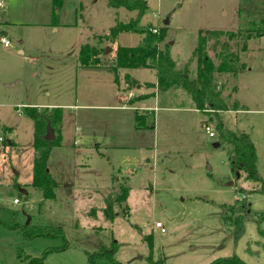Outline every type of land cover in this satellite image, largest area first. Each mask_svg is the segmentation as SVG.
<instances>
[{"label":"rangeland","instance_id":"obj_1","mask_svg":"<svg viewBox=\"0 0 264 264\" xmlns=\"http://www.w3.org/2000/svg\"><path fill=\"white\" fill-rule=\"evenodd\" d=\"M145 1L140 24L165 29L160 48L168 47L175 67L186 71L191 81L196 79L198 62L192 53L200 32H235L248 28L257 19L256 11L264 13V0ZM134 17L135 12L109 8L106 0H63L58 8L53 0H0V36L6 33L10 41L8 49L0 45V264H26L17 260L19 247L27 255L41 253L95 229L106 246L112 240L118 244L114 259L119 264H149L150 254L159 264H210L233 254L244 264L264 263V241L256 223L248 219L234 245L229 226L219 217L221 205H247L251 217L264 215V195L254 191L255 184L242 172L232 174L227 146H213L218 143L213 122L208 123L215 133L210 138L202 128L207 118L167 113V91L156 94V104L149 94L143 103H131L132 111L114 108L122 105L124 90L130 89V98L154 92L142 83L156 80L154 70H119L115 75L109 69L116 48L136 46L138 35L122 33L113 42L95 37ZM244 40L230 42L243 70L236 78L217 75L216 84L228 108L224 121L233 129L250 131L256 168L264 181V35L247 40L242 52ZM83 44L98 46L99 67H79ZM204 48L216 66L219 46L207 39ZM125 73L140 88L126 89ZM174 92L175 105L188 108L193 103L185 92ZM234 101L240 110H232ZM29 104L61 109L60 145L52 148L47 161L58 187L54 199L41 206V193L31 186L34 130L23 113ZM124 104L130 106L126 100ZM141 105L154 111L153 129L134 127V110ZM122 181L129 188L128 215L106 222L102 196L117 192ZM91 208L97 209L95 217L88 216ZM28 217L59 224L65 241H25L19 229L10 227L26 225ZM45 263L90 264L83 250L69 248L47 253ZM97 264L110 262L98 259Z\"/></svg>","mask_w":264,"mask_h":264},{"label":"trees","instance_id":"obj_2","mask_svg":"<svg viewBox=\"0 0 264 264\" xmlns=\"http://www.w3.org/2000/svg\"><path fill=\"white\" fill-rule=\"evenodd\" d=\"M63 0H53L55 8L60 7ZM109 8H123L135 12V17L127 23H118L109 30L107 34L95 36L99 42H113L119 34L132 33L139 36L140 40L134 47H117L115 56L109 69L115 73L119 70L133 69H152L156 73L157 92H166L170 90H181L189 95L198 114L207 118L203 119L202 124L213 122L217 134L219 146H227L226 155L229 168L233 175L242 172L245 179L255 184L254 191L264 195V181L258 174L256 163V149L251 138L250 131L233 129L224 121L222 114L228 111L226 99L222 97L221 91L216 84V76L229 74L236 76L243 70L239 64V56L230 49V42L240 37H245L241 51L246 49V41L252 38H259L264 35V13L256 11L257 16L250 23L248 28L238 29L235 32L205 31L199 33L198 44L192 53L193 58H197L198 67L196 79H188L184 70L175 67L171 59L168 47L160 48L165 36V29H156L150 25H141L140 20L146 10L145 0H106ZM156 29V33L152 30ZM207 39H214L215 45L219 46L217 52L218 64L215 66L205 52L204 45ZM100 49L96 45L83 44L78 52L77 62L79 67L92 68L100 66ZM123 80L127 88L137 85V82L128 74H124ZM236 91V86L234 92ZM138 96L133 100L143 98ZM232 110L238 111L239 106L234 101ZM23 113L33 122V142L35 157L32 166L31 186L40 191L42 200L40 206L53 200L55 189L58 187L57 181L51 176L47 161L53 147L59 146L61 141V109L60 108H24ZM47 125L54 132V139L46 141L44 139ZM209 125V124H208ZM154 112L146 111L136 112L134 116V127L136 129H153ZM108 191L103 194V207L101 209L102 217L106 222L111 223L116 216L125 217L128 215L126 199L129 188L126 184L119 183L117 192ZM96 208H91L88 216L95 217ZM220 219L229 226L234 245L240 240L244 233V224L248 219H252L256 225L259 236L264 241V215L251 217L247 205H221L219 211ZM74 228L77 227V221L74 222ZM10 229L20 230L25 241L36 237L60 238L65 241L62 227L51 221H37L30 218L28 224L23 226H12ZM149 249L152 248L151 237L144 238ZM83 250L90 264H97L98 259H106L110 264H119L114 259L118 244L111 241L106 246L99 236L98 229L82 239H76L71 242H64L59 248L53 250H44L41 253L32 252L25 254L22 247L17 248L16 257L18 261L26 264H47L45 257L52 251H62L65 249ZM149 264H159L152 261L151 254L148 257ZM164 262L162 261V263ZM210 264H244L236 255L228 258L217 259ZM264 264V263H263Z\"/></svg>","mask_w":264,"mask_h":264},{"label":"crops","instance_id":"obj_3","mask_svg":"<svg viewBox=\"0 0 264 264\" xmlns=\"http://www.w3.org/2000/svg\"><path fill=\"white\" fill-rule=\"evenodd\" d=\"M52 30L54 31L55 30V28L53 27L52 28ZM3 37H5V38H7L8 40H9V38H8V36H7V34L5 33V34H3ZM1 45V44H0ZM4 49H8L9 47H10V45H9V47H4L3 45H1ZM19 53V52H18ZM125 74H127V73H125ZM129 75V74H128ZM124 76V75H123ZM130 76V75H129ZM131 77V76H130ZM132 78V77H131ZM134 79V78H133ZM135 80V79H134ZM136 82H137V89L138 88H140V86L141 85H139L138 84V81L137 80H135ZM143 84H144V87H152L153 88V90H154V92L153 93H150V92H147V91H144V92H141V94H139L138 96H144L143 98H140V99H137V100H140V101H142V103L144 102V101H146L144 98H146L149 94H153V96H154V102H155V104L156 103H158V102H160V96H158V95H156L158 92H157V90H156V80L155 81H153V82H142ZM126 89H128V88H126ZM130 89H128V93H127V91H125L124 90V95L122 96V99H121V97L120 96H118V97H120V99H121V103H122V105L120 106V107H114V108H119V109H121V110H127V111H132L133 109H134V106H131L130 104L131 103H133L135 100H133V99H135L134 97H129L128 96V94L129 93H131V91H129ZM167 93H170V94H168L169 96H167V105H166V108L165 109H167V113H194V114H196V115H199L198 114V112L196 111V109L194 108V104L192 103V104H189L188 105V108H184L183 106H182V104L181 105H175L174 104V99L177 97V95H176V93L174 92V90H170V91H167ZM111 97H113V99L116 97V99H118V97L117 96H115V95H113V96H111ZM111 97H109L108 98V100H110L111 99ZM137 98V97H136ZM126 100V103L127 104H129L130 106H125V104H124V101ZM31 105L33 106L32 108H38V109H42L43 107H44V105L42 106V105H37V104H29L28 106H26L25 108H28V107H31ZM48 106H52V105H48ZM71 107V106H70ZM75 107V106H74ZM85 107V106H84ZM45 108V107H44ZM47 108V107H46ZM100 108H104V107H98V106H87V107H85V109H88V110H91V109H100ZM110 108H113V107H110ZM154 109L156 108V107H153ZM47 109H52V108H50V107H48ZM146 111H152L151 110V107H144V106H140L139 108H137L136 110H134V116H135V113L136 112H139V113H143V112H146ZM154 112V111H153ZM154 115H155V113H154ZM105 144L107 145L108 143H107V141H105ZM109 146V145H108ZM97 147V146H96ZM150 170H151V168H149ZM117 181L118 182H120L119 181V179L117 178ZM123 182V181H122ZM26 193V192H25ZM24 193V194H25ZM105 193V192H104Z\"/></svg>","mask_w":264,"mask_h":264},{"label":"built area","instance_id":"obj_4","mask_svg":"<svg viewBox=\"0 0 264 264\" xmlns=\"http://www.w3.org/2000/svg\"><path fill=\"white\" fill-rule=\"evenodd\" d=\"M152 32L156 33V29H153ZM0 44L3 45L4 47H9L10 41L7 38H5V37L0 36ZM202 128L204 129V131L208 135V137L213 138L215 136L214 131L211 129V127L208 124H204L203 123L202 124ZM14 203H17V200H14ZM155 226L157 228H161L160 223H157ZM162 231L163 230L161 229V232Z\"/></svg>","mask_w":264,"mask_h":264},{"label":"water","instance_id":"obj_5","mask_svg":"<svg viewBox=\"0 0 264 264\" xmlns=\"http://www.w3.org/2000/svg\"><path fill=\"white\" fill-rule=\"evenodd\" d=\"M167 24H168V20L166 19V20H164V25H167ZM44 139H45L46 141H52V140L54 139V132H53V130L49 127V125H47V128H46V134H45ZM213 146H214V147H218V146H219V143H215ZM21 192H22L23 194L25 193L24 190H21ZM29 221H30V218L28 217V218H27V222H26V224H28Z\"/></svg>","mask_w":264,"mask_h":264}]
</instances>
